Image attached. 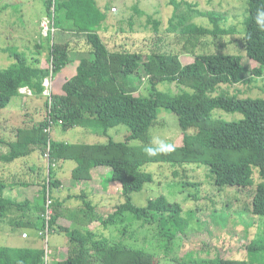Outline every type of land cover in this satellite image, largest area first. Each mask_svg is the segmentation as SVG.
<instances>
[{
    "label": "trees",
    "instance_id": "trees-1",
    "mask_svg": "<svg viewBox=\"0 0 264 264\" xmlns=\"http://www.w3.org/2000/svg\"><path fill=\"white\" fill-rule=\"evenodd\" d=\"M170 1L173 5L171 16L165 21L157 19L152 22V31L154 35L164 32L168 38L173 37L176 48L166 47V40L161 45L160 38L147 52L144 48L109 50L100 34L106 15L94 0L46 2L50 25L54 28L57 24L62 30L83 35L87 43V49L82 48L87 56L80 59L75 74L62 83L60 94L43 95L44 79L71 62L70 43L55 42L54 32L46 35L44 46L49 68L42 67L39 58L32 63L19 55L14 56V64L0 67V116L20 95L21 88H27L33 95H24L25 102L20 104L21 110L30 113L26 126L14 128V136L1 138L0 144L7 149L12 161L29 155L33 148L39 150L42 158L48 153V171L42 180L44 203L51 199V189L58 183L53 179L55 164L73 161L76 166L71 171V178L78 183L90 181L95 168L108 167L109 179L120 186L123 204L106 219H101L94 213L91 217L85 215L87 210L93 211V203L87 201L81 207L82 216L79 218L87 219L88 223L99 221L107 226L108 221L112 222L116 216H123L134 208L131 195L152 182V176L144 166L151 163L181 168L197 165L209 170L216 188H234L244 195L249 200L248 211L256 218L264 219V97H255L253 93V89L264 93V87L248 86L245 91L246 85L264 75V32L258 31L253 21L256 7L264 0L247 1L245 30L240 43L247 60L258 65L250 70L242 56L223 51L226 45L221 38L232 34L231 30L224 29V14L194 10L189 0H180L179 4ZM181 4L186 5L190 14L179 11ZM53 5L54 11L51 12ZM43 45L38 41L34 48L41 53ZM182 54L193 56V62L182 65L179 61ZM138 75L144 78L143 82L136 77ZM161 84L168 88L174 84L176 92L171 89L159 91L158 85ZM83 102L92 105L87 110ZM206 104L212 105L211 112L205 110ZM161 111L177 117L182 131L181 143L174 145L175 150L169 154L148 156L143 148L152 141L151 130ZM212 111L217 116H213ZM37 112L40 116L34 115ZM227 112L240 113L242 117L231 121L219 115ZM33 115L36 119L32 118ZM121 125L129 132L127 143L108 139L103 144H77L51 137L53 129L58 132L77 127L105 136L107 130ZM255 174L258 183L254 181ZM172 175L175 179L182 176L178 171H173ZM182 185L195 187L197 184L184 181ZM4 188L0 181V222L12 209L23 211L28 208L35 220L28 218L24 222L10 218L8 222L23 231H33L38 239L36 243L41 242L43 237L39 233L45 229L44 208L30 207L28 201L16 203L4 198ZM53 207L55 211L61 204H52ZM142 211L144 223L156 226L159 235L166 240L165 249H170L169 244L178 234L185 233L180 203L160 195L148 200ZM52 215L48 232L54 228L57 217L54 213ZM59 231L69 239L67 258L59 264H159L155 254L143 248L119 247L107 240L93 243V239L76 229L60 228ZM28 238L30 235L25 238L27 244L19 248L0 247V264H41L45 250L40 245L31 246ZM246 249L247 254L258 257V261L255 260L258 264H264L261 261L264 244ZM99 250L105 253H95ZM251 263L247 259H220L216 262Z\"/></svg>",
    "mask_w": 264,
    "mask_h": 264
},
{
    "label": "rangeland",
    "instance_id": "rangeland-1",
    "mask_svg": "<svg viewBox=\"0 0 264 264\" xmlns=\"http://www.w3.org/2000/svg\"><path fill=\"white\" fill-rule=\"evenodd\" d=\"M48 1L50 0H0V67H8L14 64V56L19 55L32 63L39 58L41 61L40 65L49 68V63L46 59L47 51H45L44 47L47 41L46 35L53 29L46 15V2ZM94 1L106 15V20L103 25L104 29L100 30V34L109 50L115 48L123 50L144 48L147 52L151 48V45L160 38L161 45L166 40V47L172 46L176 48L173 37L168 38L164 32L154 35L152 31V22L157 19L165 21L171 16L173 5L170 0ZM247 1L189 0V3L194 5L192 8L194 10L220 12L225 15V21L223 23L224 29L231 30L232 34L225 35L221 38V42L226 45L223 51L228 54L242 56L243 62L246 63L247 68L250 70L251 68L258 67V65L253 61L247 60L240 43L245 30L244 21L247 16ZM175 2L179 4L180 0H175ZM54 5L50 9L51 12L54 11ZM179 11L189 13V9L185 4H181ZM55 14L53 16L57 23V13ZM241 18H243L242 27L237 24V21ZM53 30L55 42H57V34H60L62 41H59L61 43H70L69 47L71 48V52L69 54L71 62L65 67L66 71L52 73L44 79V81L48 80L44 82V96H49L50 93L60 94L62 92L60 88L62 83L75 74L74 72H76V67L80 59L87 56L85 54L86 50L82 49H87V43L83 35L77 34L74 31L62 30L60 25L57 24L54 25ZM38 41L42 45L44 44V49L41 53H38L34 48V45ZM206 50L208 51V48ZM144 59L142 58V60ZM193 60L194 57L190 55L182 54L179 56V61L182 65L192 63ZM139 76L141 75L136 77L143 82L144 78L141 79ZM248 86L254 88L264 87V75L261 78H257L251 85H246L245 91ZM169 87L166 84H161L158 85V90L164 91L171 89L172 92H176L174 84H171ZM22 90L23 88L19 91ZM27 91L29 90L27 89L26 92L20 95L31 97V92ZM253 93L255 97H264V93L260 90L253 89ZM32 101L34 102V98ZM83 105L88 110L92 103L83 102ZM30 106L27 105V108L30 109ZM9 109L6 107L4 112H1L3 116L8 114V119L10 115L15 114V107H10ZM205 110L211 112L212 105L206 104ZM216 112L219 111L216 110ZM216 112L212 111V115L217 116ZM25 113L24 110L22 113L17 112L15 117L11 116L12 122L14 124L21 123ZM34 115L40 116V112ZM34 115L32 118L36 119ZM219 115L231 121H237L242 117L240 113L227 112ZM157 121L156 126L151 130L152 141L158 137L173 145H179L182 139V131L179 128L177 117L172 113L161 111ZM56 134L58 135L56 139L58 141L77 144H103L108 139H112L118 143H127L129 139V132L122 125L107 130L105 136L94 130H85V128L79 127L58 132L56 129H53L51 134L52 139L54 137L56 138ZM1 138L2 135L0 132ZM132 143L136 142L134 141ZM35 152L30 154L32 155L31 157H28L33 162L34 168L32 167V174L27 172L28 168L25 169L22 179L25 182H37L46 177L45 173L48 171L47 157H43L44 159L41 161ZM11 161L5 147L0 144V167L1 164L5 165ZM72 162H67V164H71ZM7 168V165L0 168V173L2 170L6 171ZM144 170L151 174L152 182L146 184L140 192L131 195L132 203L135 205L134 208L123 213V216H116L118 218L115 217L112 222L108 221L106 223L107 226L95 221L98 223L92 224L91 230L86 229V231H81V233L93 239V243L107 240L109 244L116 243L119 247H128L130 245L136 248H143L149 252H153L159 264H179V262L182 264H216L220 259H247V261L253 262L251 264H258L256 262L258 261V257L247 254L246 248L264 244V219L256 218L248 211L247 205L249 200L244 195L237 193L234 188L224 187L222 190L216 188L213 185L209 170L204 166L192 165L181 168L168 166V164L151 163L144 166ZM5 171H3V174L7 178V172ZM173 171H178L182 176L175 179L172 175ZM100 172L102 175L107 171L101 170ZM65 177L67 179L66 193L68 195L75 194V192L79 193L78 188L80 187H77V184H75L78 182L73 180L68 172H66ZM184 181L196 183L197 185L195 187H184L182 185ZM254 181L255 183L259 182L256 174ZM93 185L94 183H92ZM94 186L92 191L89 192L90 202L94 204L95 209L97 206L101 209H107L106 211L104 210V214H102L103 209L101 210V219H106L115 212L118 205L124 202L121 196L120 186L113 182L111 184H102L100 179H97ZM102 187L105 190V194L99 190ZM96 190H99L105 197H94L93 192ZM160 195L165 196L171 202L180 203L183 208V217L185 218V233L177 235L175 241L169 244L171 246L170 249H165L167 242L159 235L156 226L147 225L142 219L144 216L142 210L148 200L155 199ZM28 197H32L30 199L31 201L41 203V207L44 208L45 212L46 202L44 203L43 197L35 199V197L31 196V193L28 194ZM81 201L84 202L82 203ZM50 202L51 215L48 221L49 225L53 217L52 199H50ZM85 202H87V199L80 200L82 205ZM103 203L105 207H102L104 206ZM92 214L93 211L87 210L85 212V215H90V217ZM54 220L57 219L55 218ZM3 221L5 222L0 225V247L11 246L19 248L18 238H22L23 233H26L29 237V232L15 228L8 222L7 218ZM48 233L46 243L42 240L39 242V245L48 251V264H51L53 258L51 253L52 249L57 246L65 247L66 245L65 249L67 250V247H69V239L64 233L59 237L61 232L49 231ZM63 237H65V242L62 239ZM95 253L104 254L105 252L99 250V252ZM261 259L264 262L263 253H261Z\"/></svg>",
    "mask_w": 264,
    "mask_h": 264
},
{
    "label": "crops",
    "instance_id": "crops-1",
    "mask_svg": "<svg viewBox=\"0 0 264 264\" xmlns=\"http://www.w3.org/2000/svg\"><path fill=\"white\" fill-rule=\"evenodd\" d=\"M56 39H57V43H61L62 40H61L60 34H57ZM59 40H61V41H59ZM63 70H65V67L62 70H60L59 72H61ZM19 93L23 94L21 91H19ZM20 98H21V100H20ZM24 100H25V96L23 95V97H22L19 95V96H17V98L13 99L10 102L7 109H9L10 107H13V108L15 107V109H14L15 114L10 115L9 119H8V114H5V116H3V114H1V116H0V130H1L2 138L3 137L4 138H6V137L11 138L14 136V132H13L14 128L26 126V122H27V120H29V115H30V113H27L26 111H25L26 113H25L24 119L21 121V123L14 124L12 122V117H15L17 112L22 113L24 111L23 109L22 110L20 109V104H21V102L24 103ZM9 131H11V132L9 135H7ZM57 138H58V135L56 134V139ZM2 146H4V145H2ZM33 149L34 150H32L31 153L36 151L35 154L36 155L38 154L39 160L43 161V158H42L39 150H37L36 148H33ZM6 151H7V149H6ZM29 155H26L25 157H20V158L14 159L13 161L8 162L5 165L1 164L0 168H3L6 165L8 166L6 171L2 170V172L0 173V181H2L5 185V188L3 189V197L10 199L16 203H23L25 201L26 202L28 201L30 203V207L41 208L42 204L41 203L39 204L38 202L33 201V200L31 201L30 199H32V197H28V194L31 193V196L35 197V199L36 198L39 199L40 197H43V195H42V180H39L37 182H33V181L25 182V180H22L23 179V173H24L25 169L28 168L27 169L28 173L32 174V172H33L32 171V167L34 168L33 162L28 158V157H31L32 155H30V156ZM21 158H23V159H21ZM67 162H70V161H62V162H59L57 165L56 164L54 165L53 179L57 180L58 183L55 185V187L53 189H51L50 195H51V199L53 201V204L55 206L57 204H61V207H59L55 211H53V213L56 214V216H57L56 217L57 220H55V222L53 224L54 228L53 229L51 228V231L59 233L60 228L65 229V230L76 229V230H80V231H86V229L91 230L92 224L98 223L99 221L98 222L93 221V222L88 223L87 219H84V220L79 219L82 216V213L80 210H81V207H83V205L80 203V200L81 199H87V201L90 202L89 192L92 191V189L95 187L94 185L96 184L97 179H100V182L102 184H109V183L111 184L112 183L109 179L110 168H108V167H101V168L98 167V169L95 168L91 172L92 178L90 181L85 182V183H75V184H77V187L78 186L80 187V188H78L79 193L75 192V194L68 195L65 191L66 181H67V179L65 177L66 172H68L70 177H71V171L76 165L72 161H71L72 162L71 164H67ZM45 168H46V166H45ZM101 170L107 171V172H104L101 175L100 174ZM3 171L7 172L6 173L8 176L7 178H5ZM92 183H94L93 186H92ZM36 186H37V188H36ZM99 190L105 194V190H103V187ZM99 190H96L93 192L94 197L104 198L105 196H103V194ZM43 201H44V199H43ZM81 202L83 203L84 201H81ZM102 207H105V204ZM102 209L99 206H97L95 209V206L93 204V213L98 218H102V215H101ZM53 210H54V207H53ZM104 210L106 211L107 209L104 208L102 211V214H104V212H105ZM28 211H29L28 208H27V210L25 209L23 211H20L17 209H12L8 214L7 220L9 221L10 218H17V219L23 220L24 222L28 218L35 220V218H36L35 215H32L31 211H29V212ZM3 222H5V221L0 222V225ZM14 227L19 228L16 226H14ZM27 231L29 232V235H30V238H28L30 240L29 244L31 246H32V244H34V246H38L39 243H36L38 241V239L35 236V233H33L30 230H27ZM20 232H23V231H20ZM61 234H63V233L61 232L59 234V237L62 236ZM64 238L65 237H63L62 239L65 242ZM18 239H19V241H18L19 245L16 244V245H18V247H21V246H24L27 244L25 242L26 239H23V238H18ZM65 247H66V245H65ZM65 247L64 246H57V247L52 249L51 253L53 255V258L51 260V264H59L60 262H63L66 260L67 256H66ZM67 249H68V247H67ZM48 260H49V257H48Z\"/></svg>",
    "mask_w": 264,
    "mask_h": 264
},
{
    "label": "clouds",
    "instance_id": "clouds-1",
    "mask_svg": "<svg viewBox=\"0 0 264 264\" xmlns=\"http://www.w3.org/2000/svg\"><path fill=\"white\" fill-rule=\"evenodd\" d=\"M253 21L257 26L258 31L264 32V3L259 4L254 12ZM241 27L243 26V18L237 21ZM22 89V88H21ZM175 150L172 143L166 142L164 139L155 138L148 145H145L143 151L148 156H157L169 154Z\"/></svg>",
    "mask_w": 264,
    "mask_h": 264
},
{
    "label": "built area",
    "instance_id": "built-area-1",
    "mask_svg": "<svg viewBox=\"0 0 264 264\" xmlns=\"http://www.w3.org/2000/svg\"><path fill=\"white\" fill-rule=\"evenodd\" d=\"M53 29L51 30V33L54 32ZM47 81L48 80H45L44 82H47ZM43 85H44V83H43ZM26 90H27V88H23V90L21 92L22 93L23 92H26ZM27 92H29V91H27ZM44 157H47V160H48V153L47 152L44 154ZM50 204H51L50 200L49 199H46L45 212H44L45 229L42 230V231H40V233H39V235L43 237V242H45V243H46V238H47L48 229H49L48 221H49V217L51 215ZM22 238L23 239L27 238V234L26 233H23L22 234ZM47 253H48V251L45 250V255H44V258H43V262L41 264H48V256H47Z\"/></svg>",
    "mask_w": 264,
    "mask_h": 264
}]
</instances>
